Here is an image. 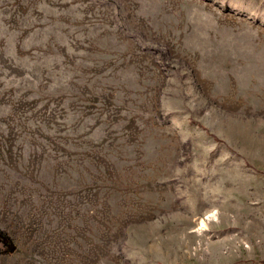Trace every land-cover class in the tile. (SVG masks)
Returning a JSON list of instances; mask_svg holds the SVG:
<instances>
[{
  "label": "rangeland",
  "instance_id": "obj_1",
  "mask_svg": "<svg viewBox=\"0 0 264 264\" xmlns=\"http://www.w3.org/2000/svg\"><path fill=\"white\" fill-rule=\"evenodd\" d=\"M0 264H264V0H0Z\"/></svg>",
  "mask_w": 264,
  "mask_h": 264
}]
</instances>
